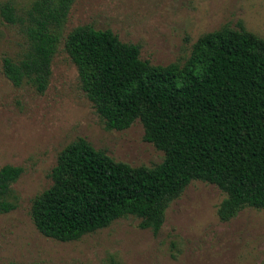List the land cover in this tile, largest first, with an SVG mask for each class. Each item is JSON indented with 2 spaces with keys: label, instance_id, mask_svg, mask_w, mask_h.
Instances as JSON below:
<instances>
[{
  "label": "trees",
  "instance_id": "1",
  "mask_svg": "<svg viewBox=\"0 0 264 264\" xmlns=\"http://www.w3.org/2000/svg\"><path fill=\"white\" fill-rule=\"evenodd\" d=\"M76 0H36L25 18L11 3L0 5L9 24H20L27 40L21 58L3 60L16 87L44 94L53 59ZM82 90L108 131L140 120L144 140L164 152L154 167L117 162L78 138L59 155L52 186L33 200L37 230L72 242L133 216L139 228L158 233L170 204L193 181L217 186L225 195L217 214L229 222L246 208L264 209V39L223 27L200 37L182 65L155 66L138 45L112 30L77 27L65 38ZM24 169L0 170V214L16 208L12 185Z\"/></svg>",
  "mask_w": 264,
  "mask_h": 264
},
{
  "label": "rangeland",
  "instance_id": "2",
  "mask_svg": "<svg viewBox=\"0 0 264 264\" xmlns=\"http://www.w3.org/2000/svg\"><path fill=\"white\" fill-rule=\"evenodd\" d=\"M36 0L11 3L25 18ZM245 29L264 39V0H76L53 59L44 94L14 86L3 73L6 57L27 48L20 24L0 14V170L22 167L12 185L16 208L0 214V264H264V209L246 208L229 222L217 214L226 195L215 185L193 181L173 201L158 233L139 228L140 219H119L78 241L47 238L31 217L33 200L49 189L60 153L78 138L117 162L154 167L164 152L144 140L137 120L122 131L104 120L82 90L76 65L65 50L67 35L81 26L112 30L138 45L155 66L184 64L195 42L223 27Z\"/></svg>",
  "mask_w": 264,
  "mask_h": 264
}]
</instances>
